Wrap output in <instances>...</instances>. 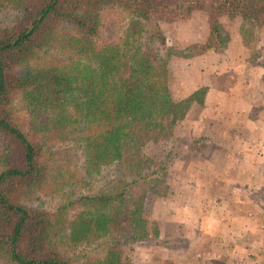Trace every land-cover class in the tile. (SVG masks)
Segmentation results:
<instances>
[{
	"label": "trees",
	"instance_id": "trees-1",
	"mask_svg": "<svg viewBox=\"0 0 264 264\" xmlns=\"http://www.w3.org/2000/svg\"><path fill=\"white\" fill-rule=\"evenodd\" d=\"M108 7L126 21L100 40ZM193 10L206 13V41L168 46L158 22ZM221 16L261 28L264 0H0L2 264H72L64 248L97 240L101 253L77 264H128L124 246L155 238L137 199L162 194L165 164L141 148L168 138L206 91L174 99L167 58L223 48ZM105 166L114 178L97 191H72L53 209L31 204L39 192L85 186Z\"/></svg>",
	"mask_w": 264,
	"mask_h": 264
},
{
	"label": "rangeland",
	"instance_id": "rangeland-1",
	"mask_svg": "<svg viewBox=\"0 0 264 264\" xmlns=\"http://www.w3.org/2000/svg\"><path fill=\"white\" fill-rule=\"evenodd\" d=\"M125 17V12L119 8H105L102 11L98 39L105 40L107 37H113L121 32L126 21ZM219 19L225 44L223 48L218 50L207 49L212 50L207 51L208 56L213 58L210 63L211 68L207 69L205 66V69H202L216 73L229 64L234 66L240 56H246L248 61L258 63L261 51L264 53V26L250 29L239 17L229 19L221 16ZM206 20L205 12L193 10L179 20L160 21L158 25L165 36L166 44L176 49H182L194 42L201 44L197 42L198 40L204 42L205 33L207 35ZM262 47L263 49H261ZM197 49L193 48L194 51H190V53L197 51ZM194 55H170L167 58L166 80L170 94L174 99H179L194 90V68L196 67ZM215 75L217 76V74ZM204 76L206 75L204 74ZM215 81L212 82L214 86L217 85ZM199 108L197 106L194 110L193 104L188 109L186 117L172 127V132L168 138L157 139L153 142L148 141L141 148L142 152L150 157L153 163L164 162L165 171L161 176L164 187L161 190V195L145 191L137 199L140 215L146 219L148 226L153 223L156 235L155 238H151L147 242L124 246L121 249V258L124 263L264 264V191L261 195L255 193L257 195L256 200L262 199L260 200L261 203L256 201L257 205L259 203L263 205V207L259 206V210L254 205L253 192H249V190L247 200L250 202L247 201V207H243V210L242 207H238L239 201L243 200L242 192L235 194L236 203L234 201L227 203L222 201V198L228 200L227 195H231L236 190L231 188V184L238 185L246 182L244 188H247L253 183L259 185L261 183L259 179L256 181L251 174L247 177H243V173L239 175L227 174L230 179L228 188L225 186L223 189L222 183L218 185L216 182L212 185L215 186L212 192H207V197L209 193L216 200L214 207L213 203L209 206L206 203L201 205L195 203L194 205V186L207 188L211 185L209 177L207 179L202 178L203 173L199 172L202 170L199 160L194 157V154L199 155L198 152L202 151V153L207 154L206 151H208V144L194 143V120H197L199 113L202 112ZM194 146L197 150L199 146H202V150L194 152ZM113 178L112 166L101 167L99 172L92 176L85 186H67L64 188L60 186L54 193L39 192L31 204L43 209H53L68 200L72 191L74 192L73 195L93 193ZM217 186L221 187L218 188ZM200 197L201 194L196 200H201ZM208 208L211 211L214 208L215 215L220 220L217 224V236L214 235L209 238L204 236L205 233L201 234V231H206L205 226L212 227L213 222L209 221L203 227L202 218L197 217V215L206 214L205 211ZM224 211L225 220L223 219ZM242 211L240 216L234 218ZM214 225L216 226V224ZM227 232L231 237L222 240L221 238ZM221 247L223 249L229 247L236 253L232 252L228 257L221 255L219 254ZM211 249L213 253L208 251ZM63 250L67 256H70L71 260H74L75 263L72 261V264H77L75 257L80 258L84 255L101 253L100 241L98 240L82 244L75 249L64 248ZM208 253L211 255H207ZM0 264H2L1 259Z\"/></svg>",
	"mask_w": 264,
	"mask_h": 264
},
{
	"label": "crops",
	"instance_id": "crops-1",
	"mask_svg": "<svg viewBox=\"0 0 264 264\" xmlns=\"http://www.w3.org/2000/svg\"><path fill=\"white\" fill-rule=\"evenodd\" d=\"M206 36L205 33L204 42ZM197 42L204 43L202 40ZM207 51L212 50L206 49L204 52L194 55V64H196L194 68V90L199 87L206 88L202 103H194V110L199 106L203 112H201L202 114L199 113V118L195 117L197 120H194V143L208 144V151H206L207 154L202 153V146H199L198 150L194 146V152L201 149V152H198L199 155L194 154V157L199 160L202 169L199 172L203 173L202 178L207 179L209 177L211 185L207 188L194 186V205L195 203H200V205L206 203L209 206L213 203L214 207L215 198H212L209 193L207 197V192H212L215 187L212 185L217 182L218 185L222 183L223 189L225 186L228 188L230 179L227 174L239 175L243 173V177L251 174L256 181L259 179L261 183L259 185L253 183L247 188H244L246 182L238 185L231 184V188L236 190L231 195H227L228 200L222 198V201L224 203L235 202V194L242 192L243 200L239 201L238 207H242L243 210V207H247V201L250 202L247 200L249 190V192H253L254 205L259 210V206L263 207L260 204L262 199L256 200L257 195L255 193L261 195L264 191V185H262L264 183V53L261 51L258 63H252L248 61V58L246 59V56H240L234 66L229 64L213 73L203 70L205 66L207 69L211 68L210 63L213 59L208 56ZM216 79L218 81H215ZM214 81L216 86L212 83ZM215 144H217L216 147ZM260 175L261 178H259ZM258 186L259 188H256ZM217 187L220 188L221 186ZM199 194H201V200H196ZM224 198L226 197L224 196ZM256 201L260 202L259 205ZM205 213L197 215L199 219L202 218L203 227L209 221L213 222V225L212 227L205 226L206 231H201V234L205 233L204 236L208 238L217 236V224L220 220L216 217L214 208L212 211L208 208ZM241 213L243 211L234 218L240 216ZM224 217H226L225 211L223 213L225 220ZM227 223L230 222L227 221ZM230 237L227 232L221 239L225 240V238ZM208 251L212 252V249ZM232 252L236 253L231 248L226 247L222 248L219 254L228 257ZM207 255H211V253Z\"/></svg>",
	"mask_w": 264,
	"mask_h": 264
}]
</instances>
